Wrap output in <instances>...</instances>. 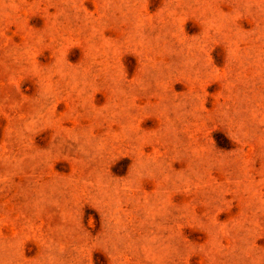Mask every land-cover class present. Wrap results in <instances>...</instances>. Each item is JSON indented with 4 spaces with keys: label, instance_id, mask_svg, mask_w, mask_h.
<instances>
[{
    "label": "rangeland",
    "instance_id": "1",
    "mask_svg": "<svg viewBox=\"0 0 264 264\" xmlns=\"http://www.w3.org/2000/svg\"><path fill=\"white\" fill-rule=\"evenodd\" d=\"M0 264H264V0H0Z\"/></svg>",
    "mask_w": 264,
    "mask_h": 264
}]
</instances>
